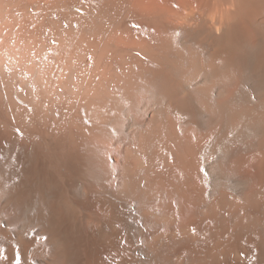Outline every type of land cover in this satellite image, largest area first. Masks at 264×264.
Wrapping results in <instances>:
<instances>
[{"label": "bare ground", "instance_id": "1", "mask_svg": "<svg viewBox=\"0 0 264 264\" xmlns=\"http://www.w3.org/2000/svg\"><path fill=\"white\" fill-rule=\"evenodd\" d=\"M0 264H264V0H0Z\"/></svg>", "mask_w": 264, "mask_h": 264}]
</instances>
